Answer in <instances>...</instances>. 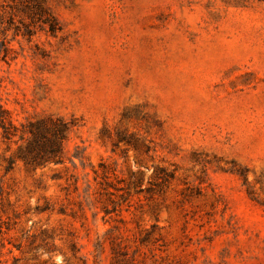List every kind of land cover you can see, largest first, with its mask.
Returning a JSON list of instances; mask_svg holds the SVG:
<instances>
[{
	"label": "rangeland",
	"instance_id": "obj_1",
	"mask_svg": "<svg viewBox=\"0 0 264 264\" xmlns=\"http://www.w3.org/2000/svg\"><path fill=\"white\" fill-rule=\"evenodd\" d=\"M45 7L0 0L1 97L73 127L43 166L0 134V264H264V2Z\"/></svg>",
	"mask_w": 264,
	"mask_h": 264
},
{
	"label": "trees",
	"instance_id": "obj_2",
	"mask_svg": "<svg viewBox=\"0 0 264 264\" xmlns=\"http://www.w3.org/2000/svg\"><path fill=\"white\" fill-rule=\"evenodd\" d=\"M264 2V0H258ZM32 17L48 25L51 34L60 30L58 22L45 7V0H23ZM27 35H31L27 30ZM3 82L0 78V134L5 142L17 145L16 157L27 165L43 166L48 163H61L63 143L66 140L73 122L60 116H47L16 124L11 111L6 107L1 93ZM1 231V230H0Z\"/></svg>",
	"mask_w": 264,
	"mask_h": 264
}]
</instances>
